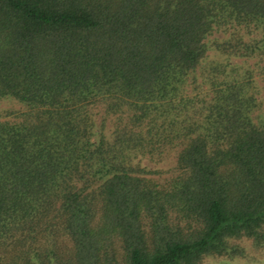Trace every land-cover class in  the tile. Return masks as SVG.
Listing matches in <instances>:
<instances>
[{"label":"trees","instance_id":"1","mask_svg":"<svg viewBox=\"0 0 264 264\" xmlns=\"http://www.w3.org/2000/svg\"><path fill=\"white\" fill-rule=\"evenodd\" d=\"M5 99L0 264L264 249V0H0Z\"/></svg>","mask_w":264,"mask_h":264},{"label":"rangeland","instance_id":"2","mask_svg":"<svg viewBox=\"0 0 264 264\" xmlns=\"http://www.w3.org/2000/svg\"><path fill=\"white\" fill-rule=\"evenodd\" d=\"M20 105L15 101L5 99L0 101V109H11V108H19ZM174 156L171 155L166 158L163 162L159 163L158 165L153 164L152 162L149 163L151 167L155 166V168L162 170L161 176L168 175V170L174 164ZM243 245L246 247L248 252L247 257H238L234 259H230L227 257H217V256H209L205 259L206 263L208 264H264V249H256L250 240L244 239L242 241Z\"/></svg>","mask_w":264,"mask_h":264}]
</instances>
